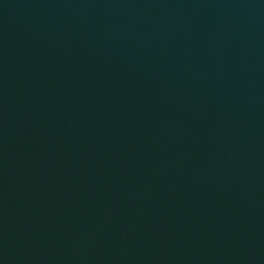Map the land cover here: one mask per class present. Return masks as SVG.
Returning a JSON list of instances; mask_svg holds the SVG:
<instances>
[{
    "label": "water",
    "instance_id": "1",
    "mask_svg": "<svg viewBox=\"0 0 264 264\" xmlns=\"http://www.w3.org/2000/svg\"><path fill=\"white\" fill-rule=\"evenodd\" d=\"M0 264H264V0H0Z\"/></svg>",
    "mask_w": 264,
    "mask_h": 264
}]
</instances>
